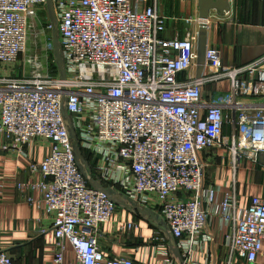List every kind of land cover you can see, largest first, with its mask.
I'll return each instance as SVG.
<instances>
[{
  "label": "built area",
  "instance_id": "2783aa9c",
  "mask_svg": "<svg viewBox=\"0 0 264 264\" xmlns=\"http://www.w3.org/2000/svg\"><path fill=\"white\" fill-rule=\"evenodd\" d=\"M166 21L159 0H0V150L29 160L16 188L52 216L41 233L57 264L65 242L78 264H133L106 257L97 241L115 185L140 206L156 202L183 264H218L196 250L211 241L215 216L229 231L221 264H258L263 254L264 195L241 206L206 184L202 155L225 149L235 171L264 153V56L224 66L207 45L198 70V27L208 30L209 18L186 17L190 28L173 38ZM38 141L49 148L37 162L27 149ZM0 264L14 263L0 251Z\"/></svg>",
  "mask_w": 264,
  "mask_h": 264
},
{
  "label": "crops",
  "instance_id": "0c3cea01",
  "mask_svg": "<svg viewBox=\"0 0 264 264\" xmlns=\"http://www.w3.org/2000/svg\"><path fill=\"white\" fill-rule=\"evenodd\" d=\"M214 2L218 9L228 2L223 14L215 9L208 14L207 45L218 48L223 65H243L264 56V0ZM159 11L167 17L164 35L183 37L190 28L186 17L198 14L197 0H159ZM220 88L227 90L228 82H221ZM225 132H228L227 127ZM48 148V142L38 141L27 151L31 159L38 162ZM202 158L206 165L205 183L218 184L223 192H234L241 206L247 205L253 195H264V153L242 159L235 171L232 155L225 149L207 150ZM28 163L27 158L0 150V251L10 255L14 264H57L52 245L41 233L50 227L52 216L28 204L16 188L18 182L28 177ZM86 174L95 184L97 176L94 171ZM35 178L38 179V175ZM112 190L116 208L111 219L99 227L97 235L103 254L108 258H130L133 264H181L174 239L156 212V202L143 207L126 199L118 190L116 193ZM33 196L37 198L38 193ZM128 222L134 226L126 228ZM204 233L212 239L196 250L209 253L221 264V259L227 258L225 241L228 229L221 230L215 216ZM257 261L264 264V246ZM61 264H78L68 242H65Z\"/></svg>",
  "mask_w": 264,
  "mask_h": 264
},
{
  "label": "water",
  "instance_id": "95a60500",
  "mask_svg": "<svg viewBox=\"0 0 264 264\" xmlns=\"http://www.w3.org/2000/svg\"><path fill=\"white\" fill-rule=\"evenodd\" d=\"M197 6H198V17L201 20H206L208 18L209 11L211 9H215L216 11H220L219 14L224 13V9L227 8L228 2L225 6L219 9L217 8V4L214 2V0H197ZM52 43H53V51L54 56L58 63H61V58L59 54V45H58V38L56 31H53L52 33ZM207 46V25L206 22H200L198 27V39H197V66L198 70L202 68L203 62H204V53ZM179 260L181 264H183V259L181 257L180 251L174 247Z\"/></svg>",
  "mask_w": 264,
  "mask_h": 264
},
{
  "label": "rangeland",
  "instance_id": "374dc122",
  "mask_svg": "<svg viewBox=\"0 0 264 264\" xmlns=\"http://www.w3.org/2000/svg\"><path fill=\"white\" fill-rule=\"evenodd\" d=\"M15 71H17V73H20L19 70H18L17 68L15 69ZM74 153H75V155L77 156V160H78V162L82 164L83 161H82V159L79 157V152L77 151L76 147H74ZM92 170H93L94 173H95V170H94V169H92ZM117 189H118V186L115 185V187H113V190H114L113 193H116V192H117ZM113 190H112V191H113ZM119 192H120V191H119Z\"/></svg>",
  "mask_w": 264,
  "mask_h": 264
}]
</instances>
